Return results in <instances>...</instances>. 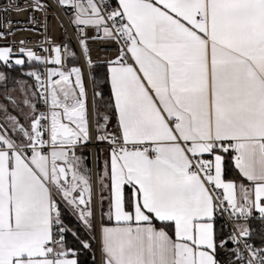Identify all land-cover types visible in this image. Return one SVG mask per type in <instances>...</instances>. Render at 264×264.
<instances>
[{
  "label": "snow or ice",
  "instance_id": "snow-or-ice-1",
  "mask_svg": "<svg viewBox=\"0 0 264 264\" xmlns=\"http://www.w3.org/2000/svg\"><path fill=\"white\" fill-rule=\"evenodd\" d=\"M53 3L48 55L0 16V264H264V0Z\"/></svg>",
  "mask_w": 264,
  "mask_h": 264
},
{
  "label": "built area",
  "instance_id": "built-area-1",
  "mask_svg": "<svg viewBox=\"0 0 264 264\" xmlns=\"http://www.w3.org/2000/svg\"><path fill=\"white\" fill-rule=\"evenodd\" d=\"M8 2L9 0H0V7H3ZM13 2L21 11L11 10L8 13L0 12V16H6L7 19L13 22L15 28L21 29L8 37L9 42L23 39L27 47L32 48L33 51L42 55H48V53L41 51L42 47L47 46L45 43L46 38L50 37L53 43L67 42L65 30L71 35L72 29L63 14L56 9L53 0H42V2L52 5L47 10V13L33 11L30 7L32 0H13ZM32 20H34L35 23H33ZM4 43V40H0V45ZM71 45L73 48L76 47L74 36ZM91 48L93 60H102L105 57V51L102 46L92 44ZM76 50L79 51L78 49ZM88 147L94 149L96 145L91 144V146L88 145ZM101 147H103V145H101Z\"/></svg>",
  "mask_w": 264,
  "mask_h": 264
},
{
  "label": "trees",
  "instance_id": "trees-1",
  "mask_svg": "<svg viewBox=\"0 0 264 264\" xmlns=\"http://www.w3.org/2000/svg\"><path fill=\"white\" fill-rule=\"evenodd\" d=\"M0 70L1 71H5V69L4 68H2V67H0ZM11 76H13V77H15V78H19V79H27V77H24V76H22L19 72H16V71H13V72H11ZM8 87L10 88V87H12V83H11V80L9 81V83H8ZM100 147H101V145H96V157H97V154H98V150H100ZM83 155L85 156V157H87V161H86V163L91 167V163H90V148L88 147V145H87V147H85L84 149H83ZM102 156H100V161L102 162ZM96 163H97V160H96ZM68 220H72V217H68ZM70 226H73V225H71L70 224ZM256 227H259V225L257 224L256 225Z\"/></svg>",
  "mask_w": 264,
  "mask_h": 264
},
{
  "label": "crops",
  "instance_id": "crops-1",
  "mask_svg": "<svg viewBox=\"0 0 264 264\" xmlns=\"http://www.w3.org/2000/svg\"><path fill=\"white\" fill-rule=\"evenodd\" d=\"M102 150H103V148H100V151H102ZM95 151H96L95 148H94V150L90 148V152H91L90 153V163H91V166H92V152H94V159H95V165H96V152ZM104 155H106V153H104ZM101 156H102V159H103V155H101Z\"/></svg>",
  "mask_w": 264,
  "mask_h": 264
},
{
  "label": "rangeland",
  "instance_id": "rangeland-1",
  "mask_svg": "<svg viewBox=\"0 0 264 264\" xmlns=\"http://www.w3.org/2000/svg\"><path fill=\"white\" fill-rule=\"evenodd\" d=\"M72 46V45H71ZM1 71V70H0ZM3 92V86L2 85H0V93H2ZM0 103H6V101H4L3 100V97H2V95H0ZM9 111H11V108H9ZM14 114V113H13ZM89 146H91V144H89ZM100 148H103V147H100ZM95 149H96V147H95ZM91 153V152H90ZM92 167V166H91Z\"/></svg>",
  "mask_w": 264,
  "mask_h": 264
},
{
  "label": "water",
  "instance_id": "water-1",
  "mask_svg": "<svg viewBox=\"0 0 264 264\" xmlns=\"http://www.w3.org/2000/svg\"><path fill=\"white\" fill-rule=\"evenodd\" d=\"M94 150V149H93ZM94 152H92V167H95L94 165H95V159H94V154H93Z\"/></svg>",
  "mask_w": 264,
  "mask_h": 264
},
{
  "label": "bare ground",
  "instance_id": "bare-ground-1",
  "mask_svg": "<svg viewBox=\"0 0 264 264\" xmlns=\"http://www.w3.org/2000/svg\"><path fill=\"white\" fill-rule=\"evenodd\" d=\"M94 154V153H93Z\"/></svg>",
  "mask_w": 264,
  "mask_h": 264
}]
</instances>
